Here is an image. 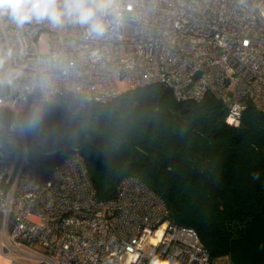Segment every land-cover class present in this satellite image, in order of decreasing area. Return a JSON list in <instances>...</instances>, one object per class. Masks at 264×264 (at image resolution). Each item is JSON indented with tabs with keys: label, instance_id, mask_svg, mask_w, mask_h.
Instances as JSON below:
<instances>
[{
	"label": "built area",
	"instance_id": "2783aa9c",
	"mask_svg": "<svg viewBox=\"0 0 264 264\" xmlns=\"http://www.w3.org/2000/svg\"><path fill=\"white\" fill-rule=\"evenodd\" d=\"M97 2L109 5L99 35L0 17V52L13 54L0 64V109L21 138L18 154L0 144L1 254L7 264H211L197 232L173 223L140 179L102 200L80 156L30 163L16 104L79 113L119 96L123 79L129 89L162 85L178 102L223 99L237 126L247 102L264 112V0Z\"/></svg>",
	"mask_w": 264,
	"mask_h": 264
},
{
	"label": "trees",
	"instance_id": "16d2710c",
	"mask_svg": "<svg viewBox=\"0 0 264 264\" xmlns=\"http://www.w3.org/2000/svg\"><path fill=\"white\" fill-rule=\"evenodd\" d=\"M31 115L19 114L28 149L60 161L80 156L99 199L115 198L122 181L136 177L173 223L197 232L211 264H264V112L251 102L233 126L223 99L178 102L153 84L79 113L46 108L35 127L27 126ZM11 132L20 148L0 109V144L18 154Z\"/></svg>",
	"mask_w": 264,
	"mask_h": 264
},
{
	"label": "clouds",
	"instance_id": "9594fccd",
	"mask_svg": "<svg viewBox=\"0 0 264 264\" xmlns=\"http://www.w3.org/2000/svg\"><path fill=\"white\" fill-rule=\"evenodd\" d=\"M108 4L97 0H0V17L6 16L17 27H23L32 21H47L53 28L62 27L66 23L86 27L90 33L103 34L106 23ZM12 52H0V64L12 57ZM11 83V81H8ZM45 105L38 102L29 118L28 127L39 124L44 114ZM16 131L17 126L13 125ZM253 179H259L254 173ZM152 264H168L165 259L154 258Z\"/></svg>",
	"mask_w": 264,
	"mask_h": 264
},
{
	"label": "rangeland",
	"instance_id": "374dc122",
	"mask_svg": "<svg viewBox=\"0 0 264 264\" xmlns=\"http://www.w3.org/2000/svg\"><path fill=\"white\" fill-rule=\"evenodd\" d=\"M127 34H128V31L126 32V35ZM39 47H40V50H44L46 48V37L44 38V41L40 44ZM4 77H5V75L1 74V72H0V79H4ZM118 84H119V87H120L121 92H126L129 89L126 81L123 80V79H120L118 81ZM16 109L20 113L27 112V111H24L25 105L23 103H21V102H18L16 104ZM7 140L9 142H11L15 146V152H18L20 148H19V146L15 142V134L13 132L8 133ZM1 222H2V214L0 212V229H1V225H2ZM12 225H13V217L10 215L9 216V223H8V230H10L12 228ZM0 254H1V251H0ZM221 264H228V261L226 259L225 260H222L221 261Z\"/></svg>",
	"mask_w": 264,
	"mask_h": 264
},
{
	"label": "water",
	"instance_id": "95a60500",
	"mask_svg": "<svg viewBox=\"0 0 264 264\" xmlns=\"http://www.w3.org/2000/svg\"><path fill=\"white\" fill-rule=\"evenodd\" d=\"M60 160L61 156L58 153L38 154L32 149L28 150V161L30 163L51 165Z\"/></svg>",
	"mask_w": 264,
	"mask_h": 264
},
{
	"label": "crops",
	"instance_id": "0c3cea01",
	"mask_svg": "<svg viewBox=\"0 0 264 264\" xmlns=\"http://www.w3.org/2000/svg\"><path fill=\"white\" fill-rule=\"evenodd\" d=\"M8 258L0 254V264H7Z\"/></svg>",
	"mask_w": 264,
	"mask_h": 264
}]
</instances>
